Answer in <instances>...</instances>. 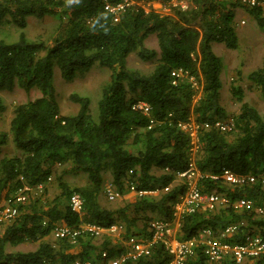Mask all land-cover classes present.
Wrapping results in <instances>:
<instances>
[{"label": "trees", "instance_id": "trees-1", "mask_svg": "<svg viewBox=\"0 0 264 264\" xmlns=\"http://www.w3.org/2000/svg\"><path fill=\"white\" fill-rule=\"evenodd\" d=\"M115 1L0 0V91L18 88L25 95L14 104L6 128L0 127V202L23 180L45 186L41 194L19 205L20 213L13 221L0 223V264H73L75 259L97 261L104 249L110 257L120 252L108 248V234H102L99 243L89 235L78 237L76 243L65 238L52 242L56 224L77 226L86 221L106 227L118 222L130 235L140 220L143 231L151 218L171 221L172 204L184 188L176 174L190 162L189 138L177 123L189 117L197 121L233 120L228 131L211 127L200 133L193 162L203 174L202 191L214 190L231 199L249 197L255 203L264 195L260 183L236 186L220 177H209L219 175L222 169L237 175L264 172V113L248 100L243 82L237 80L230 81L226 91L234 102L227 108L219 76L221 60L211 48L214 41L228 49L238 48L236 8L252 15L264 29L261 5L251 6L242 0H191L186 9L160 12L146 11L139 3L164 4L168 0H133L120 19L113 21L104 5ZM30 17L51 18L54 23L49 34L29 39L26 29ZM4 28L16 31L17 37L3 38ZM150 40L153 45H149ZM130 56L151 65L145 69L131 67L127 64ZM53 64L65 80L93 64L108 68L95 111L90 110L88 96L72 92L69 99L77 104V111L61 113L52 82ZM178 68L188 71L198 87L182 76L172 83L170 72ZM234 71L235 76L239 74L237 68ZM245 81L258 87L264 100V54L261 64L245 74ZM198 91L199 98L194 100ZM139 100L148 104V115L132 108ZM5 108L0 97V122ZM150 118L154 124L147 128ZM80 173L87 182L69 185L66 176ZM106 180L122 193L128 190L129 182L137 188L157 186L162 190L154 197L134 195L130 202L103 206L98 196ZM52 185L58 190L49 199L46 193ZM73 192L84 199L80 213L69 207ZM231 222L243 224L221 239L237 242L247 234L264 239V214L253 207L197 210L184 215L175 236L185 239L208 228L220 237ZM22 243L34 244L35 249L14 248ZM168 261V253L159 243L149 255L127 264ZM204 262L199 243L188 263ZM220 264L236 263L225 257ZM244 264L260 261L248 259Z\"/></svg>", "mask_w": 264, "mask_h": 264}, {"label": "built area", "instance_id": "built-area-1", "mask_svg": "<svg viewBox=\"0 0 264 264\" xmlns=\"http://www.w3.org/2000/svg\"><path fill=\"white\" fill-rule=\"evenodd\" d=\"M249 5H258V0H242ZM153 2H141V6L147 11L153 9ZM191 0H168L166 3H158L160 12H168L171 9H186ZM133 0H118L115 2H107L104 10L113 17V21L120 19L121 13L127 6L131 5ZM244 22V21H242ZM172 83H176L179 77H187L194 88L198 87L197 81L188 71L182 68L173 69L170 72ZM176 78V79H175ZM199 91L195 93L194 100L199 98ZM132 108L143 110L144 114L149 113V106L146 102L139 100L132 105ZM154 124L152 118L149 119L147 128H151ZM177 126L189 138V154L190 162L187 168L178 171L176 179L183 184L182 192L177 196L172 204L171 221L154 217L148 222V235L144 238L131 234L124 240L122 248L117 256L110 257L107 250H102L100 258L94 261L90 258L83 260L75 259L73 264H127L140 257L147 256L151 253V249L155 244H163L169 256L168 264H189L188 260L195 255V249L202 245V253L205 257L204 264H220L225 257H230L236 264H241L248 259H255L264 264V239L258 235L247 234L244 238L237 242H230L222 237L231 236L239 228L243 222H231L225 225L220 232V237L213 235L210 229H202L198 235L179 239L175 236V227H179L181 219L184 215L191 214L202 208L214 210L218 207H232L233 209H242L245 207H253L254 210L262 215L264 214V195L257 203L249 197H237L231 199L227 195L217 192H204L199 187V181L203 178V174L195 167L193 162L194 153L200 146V133L203 129L215 128L218 131H228L233 126L232 119H213L212 121H197L193 117L180 121ZM132 171L129 170V173ZM209 177L216 179L222 178L228 184L243 186L249 183H260L264 185V172L259 175H237L228 169H222L219 175H210ZM23 180V177H19ZM23 183L15 188V190L0 202V223H9L13 221L19 214V205L28 203L32 196L39 195L43 192L44 185L39 183L30 185L24 180ZM169 186L165 187L168 189ZM127 191L132 192L137 197H151L157 195L162 189L159 187L137 188L133 182H129ZM124 193L115 189L109 182L106 184L105 196L108 201H115L122 198ZM84 199L78 192H73L69 199V207L71 210L80 213L83 209ZM125 231L124 225L118 222L103 227L94 222L82 221L77 226H69L65 224L54 225L51 235L55 240L65 238L70 243H76L78 237L82 235L100 236L108 234L120 238ZM41 264H54L51 261H43Z\"/></svg>", "mask_w": 264, "mask_h": 264}, {"label": "rangeland", "instance_id": "rangeland-1", "mask_svg": "<svg viewBox=\"0 0 264 264\" xmlns=\"http://www.w3.org/2000/svg\"><path fill=\"white\" fill-rule=\"evenodd\" d=\"M159 8H160L159 4L156 2H153V9H159ZM27 22H28V25H27L26 31H27V37L29 39L36 37L37 35H41V34H43L44 36H47L50 32V27L54 23V21L48 17H45L44 19L30 17L28 18ZM251 24H252L251 25L252 28L254 29L252 32L254 36L252 41L254 42V45H256L255 46L256 48H254L255 50L254 53L259 52L260 56H263L264 54V29H261L256 24V21H252ZM243 27L245 28V26ZM2 37L7 40H13L15 37H17V32L12 31L9 28H4ZM238 39H239L238 40L239 44H238V48L236 49H228L224 45L214 44L215 49H216L215 54H217V56H219L221 60L222 81L224 78L223 71H224L225 65L226 66L228 65L236 66L237 65L241 67L242 64L244 63L243 64L244 71L247 69V60L245 59V55L248 52V50H251V46L249 44L247 45V42L244 40L243 36L239 37ZM153 44L154 42L150 40L149 45H153ZM222 47H225V48H222ZM127 64L131 67H138L141 69L148 68L151 65L149 62H146V63L140 62V60L134 56L128 57ZM253 65H254L253 67H255L257 66V63H254ZM236 68L237 67H235L234 69ZM252 69L253 68H250V70ZM250 70L248 71L246 70L245 72H249ZM235 71L233 70L230 73H228L229 75L233 76V82L237 80L236 78H234L235 74H233L235 73ZM108 75H109V71L107 67L100 66L99 64H93L89 69L77 72L76 75L72 79L65 80L60 77L57 66L53 64L52 82H53V85H54V88L57 94L59 105L61 106V111H62L61 113L62 114H72L73 112L77 111L78 109L77 104H75L69 99V95L72 92H76L78 94L88 96L90 100V106H89L90 110L92 112L95 111L97 107V99L100 95L99 93L100 88L102 86L103 81H106L108 79ZM241 78L244 79L245 75L242 76ZM241 78H238L237 81L243 82ZM247 90L250 91L249 92L250 94L249 93L246 94L248 95V100L252 101V103L256 106V108L261 113H264V100L260 96V93L253 89L252 90L247 89ZM29 96L30 95L28 94L27 98ZM0 97H2L4 104L6 106L3 120L0 122V127L6 128L7 120H9L11 116L14 104L24 99L25 95L18 88H14L12 90H6V89L1 90ZM222 97L224 98L223 101L225 102L226 100H228L229 94L223 93ZM230 101H231L230 102L231 105H233L234 102H232V99ZM66 178L68 179V183L71 186H80V185H84L87 182L86 176L82 173L75 175V176L68 174ZM51 182L52 180L50 181V183ZM50 183L48 185H50ZM57 190H58L57 186L54 187L52 185L49 191L46 193V198H49V199L53 198V196L57 193L56 192ZM118 205H120V202L118 200L112 201V202L108 201V204H107V206H112V207H115ZM149 221L150 219L147 222ZM94 239L99 243L101 240V237H97V238L94 237ZM50 240H52V242H56V240L52 236ZM14 248L29 251V250L35 249V245L31 243H22V244H18L14 246ZM244 263H241V264H244Z\"/></svg>", "mask_w": 264, "mask_h": 264}, {"label": "crops", "instance_id": "crops-1", "mask_svg": "<svg viewBox=\"0 0 264 264\" xmlns=\"http://www.w3.org/2000/svg\"><path fill=\"white\" fill-rule=\"evenodd\" d=\"M260 5L262 7V14L264 15V0H261L260 1ZM244 21V22H242ZM252 21H255L253 19V16L250 15L249 13H247L246 11L242 10L241 8H236L235 9V29H236V33L238 35V38L243 36L244 40L247 42V45L249 44L251 46V50H248V52L246 53L245 55V59L247 60V71L250 70V68H256L259 64H261V58L262 56H260L259 52H255L254 53V48H256L254 45V42L252 41L253 40V28H252ZM247 23V24H246ZM245 26V28L243 27ZM239 27V28H238ZM214 44H221L223 45L222 43L220 42H212L211 43V48L213 50L214 53H216V49H215V46ZM254 46V47H253ZM222 48H225V47H222ZM229 54V53H228ZM217 55V54H216ZM248 55V56H247ZM261 57V58H260ZM254 63H257V66L253 67ZM244 64V63H243ZM243 64L242 66H234V65H228V66H224V71H223V75H224V78H223V81H222V72L220 71V80L222 82V88L221 90L223 91V93H226V91H228V88H229V84L232 83L230 81L233 80V76L232 75H229L228 73H230L231 71L234 70L235 67H237V71H239V74L236 75L234 78H241L242 76L245 75V72L244 71V68H243ZM251 65V66H250ZM222 69V67H221ZM229 75V76H228ZM242 79V78H241ZM238 80V79H237ZM243 80V83L242 85L244 86V89L245 90V93H249L250 91L247 90V89H250V90H256L257 92L260 93L258 87H256L255 85H251L249 82H246L245 81V78L242 79ZM245 81V82H244ZM245 83V84H244ZM249 87V88H248ZM250 94V93H249ZM261 96V95H260ZM230 99L228 98V100H226V106L227 108H231V103H230ZM106 177H108V174L106 175ZM108 179V178H107ZM107 180L105 181L104 183V186H103V189L101 191V193L99 194L98 198H99V202L101 205L103 206H107L108 204V201L106 199V196H105V191H106V184H107ZM110 183V182H109ZM199 187H200V181H199ZM201 189V188H200ZM202 190V189H201ZM208 192H216V191H208ZM218 193V192H217ZM154 197V196H153ZM134 198V195L132 192H124V195L122 196V198L120 199H117L120 204H124V203H127V202H130L132 199ZM116 201V200H115ZM112 202V201H111ZM219 208V207H218ZM202 209H205V208H202ZM148 221V220H147ZM138 222V221H137ZM148 223V222H146ZM143 221L140 220L138 223H137V226L135 228V233L137 236L141 237V238H144L148 235V227L146 228V231H143ZM179 227H175V232L174 234H176L177 230H178ZM107 237L110 239V243H109V247L108 248H115L116 250L122 248V245L124 243V240L125 238L127 237V235L125 234V231L123 233V235L118 238V237H115V236H111V235H107ZM102 239V238H101ZM107 250V249H106ZM23 251H27V250H23Z\"/></svg>", "mask_w": 264, "mask_h": 264}, {"label": "clouds", "instance_id": "clouds-1", "mask_svg": "<svg viewBox=\"0 0 264 264\" xmlns=\"http://www.w3.org/2000/svg\"><path fill=\"white\" fill-rule=\"evenodd\" d=\"M259 1V0H258ZM259 5V4H258ZM50 179V178H49ZM45 187V186H44ZM155 187H157V186H155ZM44 190V189H43ZM20 213V212H19ZM152 219V218H151ZM148 224V223H147ZM131 235V234H130ZM135 235V234H134ZM52 236V235H51ZM101 236V235H100ZM100 236H96V238L97 237H100ZM127 236H129V235H127ZM92 237H94V236H92ZM104 250H106V249H104ZM108 252V251H107Z\"/></svg>", "mask_w": 264, "mask_h": 264}]
</instances>
